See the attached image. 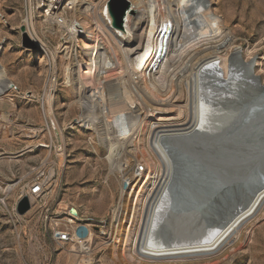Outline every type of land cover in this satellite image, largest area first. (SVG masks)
<instances>
[{
	"label": "rangeland",
	"instance_id": "rangeland-1",
	"mask_svg": "<svg viewBox=\"0 0 264 264\" xmlns=\"http://www.w3.org/2000/svg\"><path fill=\"white\" fill-rule=\"evenodd\" d=\"M204 1V5L211 7L212 12L224 22L226 32L230 33L226 36L228 39L231 37V44L223 55L231 59L236 57L241 66L250 65L254 79H258V85L264 88V0ZM141 14L142 12L138 13V16ZM22 17V0H0V43H3L6 50L0 55V63L5 67L10 82L9 89L0 96V264H82L81 260H84L83 264L170 261L171 259H151L135 254L138 235V226L135 225L137 213L132 219V212L126 221L125 234L119 232L116 221V211L121 206V198L130 188H124V181L128 180L132 185L141 180L133 194L134 203L138 195L143 194L144 199L151 194L155 183L153 181L158 179L161 168V175L164 173L163 164L160 166L157 163L150 147L153 134L149 133L148 137L146 135L142 140L138 137L140 142L138 139H131L128 147L117 148L110 155L104 140L109 133L108 127L104 125V109L90 106L81 108L80 101L85 100L86 94H74L68 83L69 79L73 78L72 72L68 77L64 72L65 68L75 70V67L77 69L78 65L86 62L84 43L94 44L102 41L107 50L117 54L119 61H123V53L118 52L115 41H111L115 40L114 32L106 25L100 27L101 30L100 24H94L92 19H81V29L76 41L73 40L67 48L61 49L53 43L48 44L46 55L42 56L38 54L42 52L36 46V49L22 46ZM103 19L107 22L105 17ZM85 32H92V40H89ZM241 66L238 65L234 69L231 62L226 67L223 82L216 84L218 87L209 94L210 99L207 100L212 101L214 108L209 111V120L203 123L206 125L203 126L204 130L191 137L176 139V144L168 147L173 149V152L176 150L172 158H175L177 180H173L175 184L168 186L167 193L171 189L174 191L172 195L183 192L186 194L193 189L203 190V186H199L201 182L195 180L197 177H204L206 171L199 168L201 163L206 161L208 153L217 149L220 142L224 144L230 140L233 143L234 137L229 138L233 135L229 131L230 119L237 120L236 116L245 110L243 107L249 103L250 98H264L263 92L252 88L255 83L250 81L245 70L241 71ZM148 84L150 86L151 83ZM133 86L131 84L130 89L134 94L130 96L132 95L131 98L137 105V113L149 121L148 128L162 125L164 117L167 120L184 115L183 99H180L178 104L174 99L165 100L173 101V107H162L166 112H159V108L152 103V98L148 94L139 93ZM96 88L93 83L88 90L91 93ZM108 95L113 103L123 102L121 96ZM246 112L247 110L244 113ZM79 120L84 122L78 124ZM82 124L83 127L80 126ZM196 153L199 154L196 156ZM180 157L185 160L182 159V162ZM51 165L54 166L56 181L46 189L45 201L35 202L29 199L30 211L18 216L15 211L17 202L26 196L27 188L36 177ZM138 165L144 166L145 169L140 176L134 177V169ZM249 175L255 176L254 173ZM251 177L243 179L245 186L242 184L238 188L230 185L216 208H212V214L195 228L192 227L194 233H188V221L169 219L165 222L162 217L160 225L165 226L160 234L157 233L152 238L151 244L159 247L181 244L180 240L183 238L193 241V237L197 236L200 239L213 237L224 225V220L235 217L240 211L243 202L241 199L251 193H248V187L250 189L254 184L249 181ZM263 177L264 173L260 179ZM190 179H193V182ZM9 186L13 188L8 190ZM172 201L173 196L170 202ZM198 201L202 200L195 202ZM187 204L188 201L185 205ZM70 208H75L84 216H93L96 220L106 222L103 234H92L91 255L87 258H82L73 246L56 245L50 237L49 226L54 221L55 211L61 212ZM175 214L180 218L179 207H175ZM248 222L246 226L250 225L244 232L242 241L230 248L231 252L228 251L226 257H221L218 264H264V211L262 215ZM187 226L189 228H186ZM115 239H118V242ZM114 246L117 248L114 249ZM116 254L120 260L116 259ZM182 258H173L171 261H182ZM149 259L150 261H147ZM189 259L195 258L185 257L183 262Z\"/></svg>",
	"mask_w": 264,
	"mask_h": 264
},
{
	"label": "bare ground",
	"instance_id": "bare-ground-1",
	"mask_svg": "<svg viewBox=\"0 0 264 264\" xmlns=\"http://www.w3.org/2000/svg\"><path fill=\"white\" fill-rule=\"evenodd\" d=\"M204 3V0H131L132 9L130 10H135L136 12L133 11V14L128 12L125 15L121 31L114 30L113 21L108 10L104 8L103 4L98 3L96 6L97 13L91 18L92 22L94 24L98 22L100 24L99 28H103L106 25L114 32L115 40H109L112 42L115 41L118 52L123 53L124 60H120V62L118 55L114 53L113 55L110 50H107L102 41L94 42V44L84 43L83 48L86 62L78 65L77 69L75 67V70L66 68L64 70L66 77L72 72L73 78L69 79L68 83H70L74 94H86L84 97L85 100L80 101L81 108L86 109L90 106L104 109H102L105 112L104 118H106L104 125L108 127L107 130L109 131L104 140L110 155L117 148H123V146L128 147L131 139H138V142H140L139 138L142 140L146 135L148 137L149 133L153 134L150 147L153 150L157 163L160 166L163 164L164 173L161 175V168L158 179L153 181L155 183L154 187H152L151 194L144 199H142L143 194L141 196L138 195L134 203L133 194L138 184L140 185L139 182L141 180L132 185H130L128 180L124 181V188L127 186H130V188L122 196L121 206L116 211L119 232L125 234L126 221L132 212V219L133 215L137 213L138 219L135 225L138 226V235L137 240L135 238L137 241L135 254L151 259L172 260L173 258L181 257L184 259L185 257L195 259H189L185 262H183V258L182 261L168 260L166 262L164 260L159 262H157L158 260L145 262V260L138 264H215L219 259L221 260V257L228 255L230 248L242 241L244 232L250 225L247 224L246 226V223L254 217H259L262 215V211H264V177L260 179V176L264 173L263 166L257 173L255 171L259 168L251 169V171H254L255 176H246L247 178L251 177L249 181L254 183L250 189L248 187V193H251L244 195L245 197L241 199L243 202L240 211L235 217L224 220V225L220 228L218 227L219 229L215 234H212L213 237L200 239L197 236L196 238L193 237V241H187L186 238H181V244L160 245L159 247L151 244L153 243L152 238L157 233L160 234V231L165 226L164 224L160 225V221L162 220L167 222L169 219L173 221L181 219V222H183L184 219V221L192 223V225L187 224L190 226L188 233H194L192 232L193 228L200 224V222H204L212 214V208H216L224 192L228 189V184H231L233 181V178L231 180V174L233 173L226 169L227 167L221 171L216 168L215 172L210 175V184L206 189L187 191L188 193L186 194L188 196L184 192L178 195H172L174 193L172 189L167 193L168 186L175 184L173 180H177L175 158H172L176 150L174 153L173 149L170 150L168 147L171 145L174 146L176 139L191 137L204 130L203 126L206 125H203V123L209 120L211 116L209 111L214 108L212 101L207 100L210 99L209 94L214 91L217 86L216 84L223 82L226 67L231 62L234 69L238 65L241 66L236 57L231 59L223 55L231 44V37L228 39V36H226L230 33L226 32L224 22L220 21L212 12L211 7L205 6ZM141 12L144 15L141 14V16H138V13ZM103 17H105L108 23L104 21ZM102 28L100 29L102 30ZM78 31L77 29L72 31L70 35L71 41L77 40V36L80 33ZM102 33L104 34V31ZM75 34L76 36H74ZM84 34H88L87 37L89 40H92V32H85ZM5 51L3 43L1 42L0 55ZM114 58L116 62H114ZM234 61L237 63H234ZM241 67V71L245 70L250 81L253 84L255 83L252 88L264 94V88L258 85L259 80H255L252 75L251 66L242 64ZM69 78L71 77L69 76ZM147 78L149 81H147ZM9 83L5 67L0 63V96L9 89ZM93 83L97 88L90 93L88 89L92 87ZM148 83H151V87ZM131 84L132 86L135 85L133 87L139 93L148 94L152 98V103L159 108H155L159 112H166V109L162 107H173V101L165 100L174 99V102L178 104L181 101L180 99H183L182 102L184 101L185 103V110L182 113L184 115L182 114L183 116H181V111L179 110L180 116L173 119L165 120L164 116H159V118L164 117L162 125L148 128L149 121L146 117H142V115L137 113V105H135L131 98L132 95L130 96V94H134L130 89ZM52 92L51 89V94ZM108 94H115L117 97L121 96L123 102L113 103ZM253 94L255 96L254 92ZM254 98L257 99L256 97ZM86 103L91 104L87 105ZM252 107L253 105L248 109H252ZM245 114L248 116L250 112L247 110ZM236 121L238 120L230 119V123L235 124ZM83 122V120H79L77 123L80 124ZM80 126L83 127L84 124ZM230 129L231 134L237 133L235 129ZM229 138L231 139V136ZM229 143L230 140L226 143L224 142V144L220 142L217 149L208 153L209 156H207L204 163L202 162L203 164L201 163L199 169L206 170L211 168L214 166V162L222 158L225 160V157H231L232 159L240 161V147L238 148L233 144L231 146L232 152L230 153V148L227 145ZM182 149L180 150L182 151ZM184 150L186 151V149ZM197 154L199 153H196V156ZM182 157L180 158L183 162L185 159ZM202 157L205 156L202 155ZM199 169L197 170L199 171ZM243 183L244 181L240 185ZM240 185H238V188ZM12 188V186H9L7 189L11 190ZM172 196L173 201L170 202ZM196 200L202 201L195 202ZM187 201L188 204L185 205ZM175 207L180 208V214L178 215L180 218L175 214ZM189 226L186 228H189ZM126 236L128 237V235ZM92 238V234H90L87 240ZM115 240L117 241L118 239ZM115 240L112 241L114 244H117ZM116 248L117 246H114V249ZM116 259H119L117 254ZM147 261H150V259ZM83 262L84 260H81L82 264Z\"/></svg>",
	"mask_w": 264,
	"mask_h": 264
},
{
	"label": "built area",
	"instance_id": "built-area-1",
	"mask_svg": "<svg viewBox=\"0 0 264 264\" xmlns=\"http://www.w3.org/2000/svg\"><path fill=\"white\" fill-rule=\"evenodd\" d=\"M111 0H22L23 17L21 26L25 28L27 36L39 48V55H46L47 45L55 44L58 49L67 48L73 41L70 35L73 30H80L81 19H91L97 13L98 3L108 9ZM130 9L131 0H126ZM135 11V10H133ZM136 12V11H135ZM128 12H126L127 14ZM115 31H118L114 29ZM45 52V53H44ZM44 58V57H43ZM48 148V146H45ZM144 166L138 165L134 169V177L140 176L144 171ZM54 166H48L27 188L26 196L35 202L45 201V191L54 183ZM84 225L88 229L86 239L76 236V229ZM106 222L96 220L93 216H84L77 211L73 216L69 209L55 211L54 221L50 224V237L52 241L60 246H73L82 258L91 255L92 239L87 240L90 234H103ZM90 250V251H89Z\"/></svg>",
	"mask_w": 264,
	"mask_h": 264
},
{
	"label": "water",
	"instance_id": "water-1",
	"mask_svg": "<svg viewBox=\"0 0 264 264\" xmlns=\"http://www.w3.org/2000/svg\"><path fill=\"white\" fill-rule=\"evenodd\" d=\"M108 13L113 21L114 29L121 31L123 27V21L125 19L126 12L133 14L134 12L130 10L129 3L126 0H111L108 4ZM21 32V43L24 48L36 49L34 43L27 36L25 28L20 27ZM37 51V50H36ZM259 99V101H258ZM261 100V101H260ZM248 104H245L243 108L248 110L250 114L247 116L244 112L237 115L238 121L236 123H231L232 129H235L237 133L231 135L234 137L233 143L227 144L230 148V153L232 152L231 146L240 147L239 157L240 161L232 159L231 157H225L214 162V166L206 169V174L204 177L197 178L195 181L201 182L199 186H203L206 189L210 184V175L215 172L217 168L219 171L224 170L225 167L231 174V184L234 187H238L242 183L243 179L249 174H253L254 171L251 169L263 168L264 166V98L260 97L257 99L250 98ZM260 104V105H259ZM253 105V109H247ZM233 122V121H232ZM229 128V130H231ZM233 133V132H232ZM240 145V146H239ZM233 149V148H232ZM213 164V163H212ZM263 164V165H261ZM234 166V167H233ZM252 166V167H251ZM256 170V171H258ZM197 185V184H196ZM232 186V187H233ZM228 187V189H229ZM227 189V188H226ZM31 209V203L27 196L20 199L15 207L16 214L18 216H23ZM69 213L73 216L77 215V210L75 208H70ZM76 236L80 239H86L88 236V229L84 225H80L76 229Z\"/></svg>",
	"mask_w": 264,
	"mask_h": 264
}]
</instances>
